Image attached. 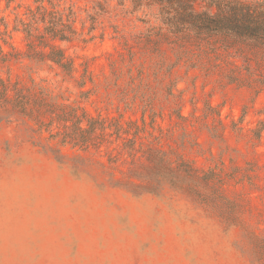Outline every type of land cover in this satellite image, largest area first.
<instances>
[{"label": "rangeland", "instance_id": "obj_1", "mask_svg": "<svg viewBox=\"0 0 264 264\" xmlns=\"http://www.w3.org/2000/svg\"><path fill=\"white\" fill-rule=\"evenodd\" d=\"M140 3L0 0V78L54 89L128 134L60 146L0 107V264H264V49L214 42L178 62L156 7ZM39 5L70 10L83 32L59 46L75 80L87 70L88 99L20 57L17 19Z\"/></svg>", "mask_w": 264, "mask_h": 264}, {"label": "trees", "instance_id": "obj_2", "mask_svg": "<svg viewBox=\"0 0 264 264\" xmlns=\"http://www.w3.org/2000/svg\"><path fill=\"white\" fill-rule=\"evenodd\" d=\"M12 0H7L9 4ZM135 1V0H134ZM141 6H155L159 21L167 35L173 36L181 55H211L213 43L216 47L245 45L264 49V3L244 0H140ZM138 4V7L139 5ZM72 12L48 10L43 5L29 10L27 21L18 18L17 29L24 34L25 51L22 59L40 64L55 66L64 80L75 81L83 99H88L90 89L83 69L75 80L77 66L72 57L59 46L60 42L71 43L87 40L83 32L74 26ZM7 36V30L0 33ZM3 41L4 45L7 43ZM206 45V46H205ZM197 52H196V50ZM202 49V50H201ZM196 52V53H195ZM216 53V52H215ZM0 44V64L7 61ZM187 57V56H186ZM18 60L19 58H13ZM189 64L191 61L187 58ZM33 94L12 89L0 78V107L8 109L37 127L39 133H47V138L60 146H71L81 150L96 146L104 138L128 135L119 123L109 126L100 115L93 116L89 111L68 100L49 87L33 83ZM11 92L10 95L8 93ZM36 131V130H35ZM102 139V140H101ZM106 141V140H105Z\"/></svg>", "mask_w": 264, "mask_h": 264}]
</instances>
